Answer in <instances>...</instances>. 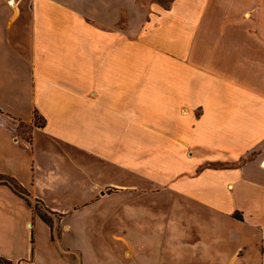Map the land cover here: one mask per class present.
Returning a JSON list of instances; mask_svg holds the SVG:
<instances>
[{
  "label": "crops",
  "instance_id": "crops-1",
  "mask_svg": "<svg viewBox=\"0 0 264 264\" xmlns=\"http://www.w3.org/2000/svg\"><path fill=\"white\" fill-rule=\"evenodd\" d=\"M19 121L25 157L3 147ZM0 176V264H85L86 229L124 239L137 191L170 201L157 264L212 262L214 214L226 264H264V0H0Z\"/></svg>",
  "mask_w": 264,
  "mask_h": 264
},
{
  "label": "rangeland",
  "instance_id": "rangeland-1",
  "mask_svg": "<svg viewBox=\"0 0 264 264\" xmlns=\"http://www.w3.org/2000/svg\"><path fill=\"white\" fill-rule=\"evenodd\" d=\"M17 105L20 108L21 110L20 112L22 114L28 112L29 109L27 110L22 109L23 106L21 105V101H18ZM32 121L35 125L42 124V118L37 114H34ZM31 128H32V124H28L22 121L16 122V133H15L16 136L13 138H9V142L5 141L3 147L7 146L9 143L10 145H12L13 142L11 139H13L16 145H20L22 147L21 149H19V151L21 152L20 155L24 156L25 153L23 151V146H27V142H29V138L31 136ZM11 152H13L12 149L8 151L6 149V156H12L14 153ZM14 152L16 153V150H14ZM19 168L21 171H25L27 168V161H24L22 164H20ZM0 178L3 177L0 176ZM9 181L11 182L12 185H14L18 190H20L23 193V190L20 189L14 181L12 180ZM141 188H144L143 190H146L145 188H149V187L147 185H143V187ZM24 197L26 196L24 195ZM159 197L160 196L150 192L137 191L133 193V197L131 198L132 205L135 208L141 207L142 210L141 212H136L137 210L134 209L135 216L140 218L137 219L136 217H134V215L132 216V223L126 228L128 233H126L124 239L113 240L109 236L99 237V235L95 233H91L93 227L87 228L86 230L88 231L89 239L87 240L86 243H87V249L89 248V253H88L89 256L85 257L84 255L85 264H157L159 254H161L162 250L164 251L163 255H165L166 257L167 255H171L173 253L172 251L173 246H170V244L167 243H165L164 246L162 245L163 237L166 238L165 232H168L169 230H173L174 227L173 224H171L170 228L166 226L167 225L166 219L167 216H169L167 207L170 201L169 199L166 198L163 200L162 203V201H158L160 200ZM29 201L33 212L36 215H38L40 218H42L46 223L52 224V215H49L39 204V202H36L33 199H30ZM119 201L120 200L118 199L117 202ZM153 203H156V205ZM162 209L163 211H160ZM234 216L238 217V215H234ZM118 219H119V214H118ZM213 219L214 220L221 219L227 222L229 226L228 234H226V232L223 231V229L220 228L217 229L219 233H217L216 229H214L213 246L211 249L209 248L205 250V252L209 251L213 254V261L207 263L204 262L202 264H226L227 258L230 256L234 248L239 243L235 234L236 228L230 224L231 222L230 219L225 220V218H220L219 215L217 214H214ZM177 229L179 230V227H177ZM123 230L124 229L118 227L116 232H118V234H123L122 233ZM162 232L164 233L163 237H162ZM33 233H34V241L39 245V249H41L42 252H45L47 254L48 249L46 247V244L48 239L45 228L41 226L38 229L34 228ZM200 236L201 234L198 233L197 231L196 238L198 239ZM215 237H222L223 238L222 241L224 242L220 244V242H218L220 241V238L219 240L217 239L216 241ZM52 239L54 240L53 237ZM26 241L27 240L24 237V228L22 226L20 231V239L17 246L20 248H24L26 246ZM30 241L31 240L29 239L28 242ZM199 250L201 249L198 248L197 250L198 254H199ZM176 252H179L178 248L176 249ZM182 252L191 254L193 253V250L192 248H186L185 250H182ZM205 252L202 249L201 254H204ZM60 255L63 258V260L65 259V257L68 258L65 259L69 262L67 264H73V261H71V259L72 258H74V260L76 259V257H74L75 255L69 254L66 251H61ZM199 257L201 258V256ZM197 260H199V258H197ZM48 262L49 264H52L51 259L48 260ZM54 264H62V263L54 262ZM236 264H238V262Z\"/></svg>",
  "mask_w": 264,
  "mask_h": 264
},
{
  "label": "built area",
  "instance_id": "built-area-1",
  "mask_svg": "<svg viewBox=\"0 0 264 264\" xmlns=\"http://www.w3.org/2000/svg\"><path fill=\"white\" fill-rule=\"evenodd\" d=\"M8 264H33V261L30 258L20 257L15 261H9Z\"/></svg>",
  "mask_w": 264,
  "mask_h": 264
},
{
  "label": "trees",
  "instance_id": "trees-1",
  "mask_svg": "<svg viewBox=\"0 0 264 264\" xmlns=\"http://www.w3.org/2000/svg\"><path fill=\"white\" fill-rule=\"evenodd\" d=\"M11 186H12V188L14 189V191H15L16 193H18V194H20L21 196H23L22 193H21V191L18 190L14 185L11 184ZM28 204H30V203L28 202Z\"/></svg>",
  "mask_w": 264,
  "mask_h": 264
}]
</instances>
